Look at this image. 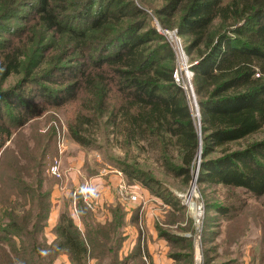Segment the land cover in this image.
Returning a JSON list of instances; mask_svg holds the SVG:
<instances>
[{"label": "trees", "instance_id": "obj_1", "mask_svg": "<svg viewBox=\"0 0 264 264\" xmlns=\"http://www.w3.org/2000/svg\"><path fill=\"white\" fill-rule=\"evenodd\" d=\"M27 1L16 0L8 6L7 0H0V23L13 11L11 15H21L25 23L36 21L41 29L40 38L35 34L27 41L29 36L18 30L2 45L0 73L4 79L21 72L26 73V79L21 89L0 92V101L7 103L4 110L0 104V151L48 108L61 109L72 102L76 111L68 126L74 142L91 146L86 128L101 121L120 129L128 141H151L150 145L160 147L165 155L167 145L173 143L179 149L180 163L173 166L167 158L166 163L177 177L191 180L200 137L186 91L173 78L175 65L161 63L163 58L174 59L172 47L166 44L152 48V41L161 40L155 29L138 32L147 23L145 8L134 0H80L75 11L68 14L57 0H35L25 7L34 10L31 18L30 13L24 17L26 10H21ZM163 1L164 14L167 10L170 17L182 13L177 28L189 40L188 55L197 57L190 60L197 62L192 66V82L202 125L199 184L263 196L264 138L254 137L264 131V0ZM45 43L51 52L37 60L36 49ZM30 85L37 92L25 88ZM51 132L44 135L37 131L36 138L43 143L40 148L38 141V154L34 151L35 156L29 159L33 173H27L18 158L7 161L8 147L0 156V189L6 200L0 202V213L8 220H0V264H53L63 254L72 264H103L106 257L109 264H127L128 254H120L126 240V213L119 206L112 208L110 222L84 232L65 211L54 229L56 240L51 245L41 242V229L51 208L50 191L42 187L45 181L54 184L45 176L56 156H52L56 132ZM21 148L23 158L33 149L26 146V141ZM214 153L217 156H211ZM128 169L123 170L126 176L139 180L152 193L155 188L149 181L159 185L134 166ZM164 201L177 208L175 203ZM33 204L37 205L36 212ZM82 204L79 197V211L83 218H89ZM139 209L134 211L135 224ZM217 211L231 213L237 206L227 204ZM234 218L236 222L228 233L230 241V235L240 236V227L243 229L246 223L242 216L235 214ZM257 218L264 221V217ZM157 227L160 238L172 244L190 242ZM189 247L193 255L191 242ZM135 250L140 254L142 244L138 243ZM255 250L254 255L261 256L264 264V234ZM183 256L170 253L174 261H181ZM145 262L148 264L141 263Z\"/></svg>", "mask_w": 264, "mask_h": 264}, {"label": "rangeland", "instance_id": "obj_2", "mask_svg": "<svg viewBox=\"0 0 264 264\" xmlns=\"http://www.w3.org/2000/svg\"><path fill=\"white\" fill-rule=\"evenodd\" d=\"M7 1L8 6H11L16 0ZM34 1L35 0H29V2L27 1L24 4V8L21 9L26 10L24 17L29 13L31 18L34 16V10L30 11L25 8L28 3ZM78 1L80 0H57L59 6L63 8L62 10H67L68 14H72L75 11V8L77 7L75 4ZM134 1L145 8L144 16L147 21L146 26L138 32H144L147 28L155 29L161 36L160 41H152V43H150L153 45L152 48L168 44L172 48L175 47L177 49L180 47L184 49L186 47V49H188V38L182 36L177 28L182 13L177 12L173 17H170V10H167V14H164L163 10L165 9L166 2L163 0ZM90 8L94 10L95 5ZM12 13L13 11L11 13L9 12L8 18H5V21L0 23V52L3 50L2 45L9 39H12L18 30H20L21 33L25 32V36H29L27 41L34 37L35 34L38 38H40L41 35V29L38 24H35L36 21L25 23L21 19V15H11ZM174 33H176V35ZM88 34L91 33L89 32ZM47 46L48 43L38 46L36 49V51H38L37 60H39L40 57L47 58L45 57L48 56L47 52H51L50 49H46ZM189 55L188 57L192 60L197 59L196 55ZM161 63L172 65V67L175 65L176 67V55H174V59L163 58ZM69 64L73 66L72 64H74V62H70ZM63 66L64 64L61 65V67ZM47 69L48 68L46 67V70ZM25 79L26 73L24 72L9 77L6 80L4 79L3 73H0V92L6 89H21ZM192 80L186 81L185 84H181V87L184 88L188 96L196 130L198 135H200L196 167L194 166L192 170V179L188 182L185 181L186 179L183 176L177 177L170 165L166 163V158L170 159V164L173 166H177L180 163L179 149H176L177 147L173 143L167 145V155H165L162 153L160 147L151 146V141L144 140L138 142V144L133 140L128 141L125 139L124 134L120 129H117L111 124H102L101 121L98 124L86 128L85 135L88 136L91 146L83 147L74 142L68 126L73 111H76V106L72 102H68L61 109L48 108L41 117L35 119L32 123L23 128V134H19L17 137L15 134L13 141L7 142L2 148L0 156L6 147H8L10 153L7 155V161L14 162L18 158L19 163L27 168V173H33L34 167H31L33 164L29 159L35 156L34 151L38 154L36 149L38 147V141L40 148L42 147L41 143H43V140L36 138V136L38 133L49 135L54 129L56 134L53 141L54 149L52 151V156L58 155V146L60 144L61 146H64V166L70 164V158L80 157L86 166H88L93 172L98 173V171L102 169L124 175L126 179L118 185L116 193H119V186L126 185L133 194L138 196V198H140V196L143 197L141 199L142 203L133 202L131 204H138L142 209L144 203L148 202L151 216V227L148 226L144 217L136 224V227L139 230L137 244L141 243L143 250L139 254V252L137 253L135 250L136 247H134L126 256V258L129 257L128 261H126L127 264H143L141 263L142 261H147L148 264L149 262L154 263L152 260L153 255H148L147 250V246L149 245L148 241L151 239V230H155L157 233L156 240H151V243H158L159 240L166 244V253L160 248V250L156 251V255L158 257L162 256L160 260L162 259L161 261L170 262L169 264H263L259 260L261 256L257 257L254 254L257 253V250L255 249L264 234V221L260 222L257 218L264 217V195L255 197L248 194L243 189L200 185L198 182L199 167L203 156L201 139L202 125L200 107L198 104L199 109L197 108L196 97L195 94H193L194 88ZM25 88H27V90L34 88L35 92H37L34 85H30L29 87L26 86ZM0 104H3L1 107L3 106L4 110V105L7 103L0 101ZM96 122L97 121L94 123ZM254 138H264V131L256 135ZM25 141L26 146L33 149L25 155V158H23L20 156L22 153L21 144L25 143ZM199 151L201 153L200 157ZM211 156L217 155L214 153ZM133 166L137 171L148 174L154 180L159 182L158 185L154 181L148 180L149 184L155 188L153 193L151 192L152 190L144 186L139 180L132 181L126 176L123 170L129 171L128 168ZM80 168L83 169L84 166ZM61 174V178H64V174L62 172ZM34 176L35 175L30 176V178L27 177V181H31ZM136 186L143 188L147 192L149 198L148 201L144 195L136 192L137 190L134 188ZM83 191L86 193L85 200H88L87 196L90 194L93 201L94 190L90 187H86ZM3 194L5 193L0 189V202H6L5 198H3ZM157 194H161L165 199L175 203L177 208L172 209L171 206L165 205V199L158 197ZM117 197L122 202L120 197ZM191 202L195 206V212L191 209ZM125 203L127 204L128 202ZM227 204H236L237 211L231 213H221L217 211L218 207H225ZM215 205H217V207ZM235 214L237 217H244L246 223L242 225L244 227L243 229L240 227V230H242L240 236L236 234V236L232 237V235H230V241L228 233L232 232L233 225L236 222V219L234 218ZM1 215L2 214H0V217ZM255 218L257 220H255ZM157 226L161 229L167 230L172 237L188 238L192 243L193 255L190 253V242L172 244L170 241L160 238ZM148 227L151 229H148ZM171 252H180L184 256L181 261H174L170 257ZM191 255L192 257H190ZM140 259L142 261H140ZM156 262L158 263V261ZM103 264H109V258L106 257Z\"/></svg>", "mask_w": 264, "mask_h": 264}, {"label": "crops", "instance_id": "obj_3", "mask_svg": "<svg viewBox=\"0 0 264 264\" xmlns=\"http://www.w3.org/2000/svg\"><path fill=\"white\" fill-rule=\"evenodd\" d=\"M65 149L61 144L58 146V155L54 158L52 165L55 164V161H59V166L61 172L64 174V178H58L54 176L50 168L45 173L46 180L54 181V184H49L45 181L43 183L42 190L50 191V200L51 208L48 213V216L45 219L44 225L41 229L40 240L46 245H51L56 240L55 227L59 222L61 214L65 211H68L71 216H73L74 222L79 230L84 232L88 227H93L96 224H105L110 222L113 218L112 208L119 206L126 214L125 216V225H124V235L125 242L120 250L121 255H127L132 251L137 245L139 230L136 227L135 222L133 221L134 211L139 209V205L131 203H123L118 199V193H116L118 185L125 181L126 177L122 174H117L109 170H100L98 173L93 172L86 166L84 161L80 157L70 158V164L64 166L63 155ZM88 163V162H87ZM85 164V165H84ZM84 166L83 169L80 167ZM86 187H90L94 190L93 204L95 209H90L85 200L86 193L83 191ZM137 193L144 195L148 201L147 192L139 187H134ZM81 197L83 200V208L87 210L90 216L83 218L82 211H79L78 198ZM150 201V200H149ZM31 208V204L29 206ZM149 207V208H148ZM152 207V206H151ZM33 211L36 212L37 205H32ZM2 211V210H1ZM1 214V213H0ZM35 214V213H34ZM145 218L148 226L150 225V206L148 202H145L142 206V209H139V220ZM35 219L31 218L33 221ZM0 220L7 222L6 218H3L1 215ZM2 222V221H1ZM148 229H151L149 228ZM156 231L151 230V239H149L147 246L148 255H153V261L156 264H167L168 262L161 261L162 256H157L156 251L163 249L166 253V244L163 241L158 243H151V240H156ZM162 242V243H161ZM158 257V258H157ZM170 260V259H169ZM158 261V263L156 262ZM171 261V260H170ZM170 263V262H169ZM168 263V264H169ZM53 264H72L66 254L61 255L57 261ZM90 264H95L93 261Z\"/></svg>", "mask_w": 264, "mask_h": 264}, {"label": "built area", "instance_id": "obj_4", "mask_svg": "<svg viewBox=\"0 0 264 264\" xmlns=\"http://www.w3.org/2000/svg\"><path fill=\"white\" fill-rule=\"evenodd\" d=\"M176 35V33H174ZM174 51V55H176V67L173 73V78L175 82L181 86V84H185L186 81H191L194 72L192 70V66L195 62H192L190 60V57H188L187 49L186 47L180 48L178 47L177 49L174 47L172 48ZM190 83V82H189ZM195 92H193L194 94ZM51 173L58 177L61 178L62 174L60 172V166H59V161H55V164L50 168ZM118 196L122 200V202H128V203H142L141 199L143 197L140 196L138 198L137 195L133 194L132 191L126 186V185H121L119 186V193ZM88 200H86L87 205L90 209H95L94 204L92 203V198L91 195L89 194Z\"/></svg>", "mask_w": 264, "mask_h": 264}, {"label": "bare ground", "instance_id": "obj_5", "mask_svg": "<svg viewBox=\"0 0 264 264\" xmlns=\"http://www.w3.org/2000/svg\"><path fill=\"white\" fill-rule=\"evenodd\" d=\"M190 206H191V209L193 210V212H195L196 210H195V206H194V204L191 202L190 203Z\"/></svg>", "mask_w": 264, "mask_h": 264}, {"label": "water", "instance_id": "obj_6", "mask_svg": "<svg viewBox=\"0 0 264 264\" xmlns=\"http://www.w3.org/2000/svg\"><path fill=\"white\" fill-rule=\"evenodd\" d=\"M195 64H197V62L196 63H194L193 65H195ZM195 94V93H194ZM195 97H196V95H195ZM196 105H197V108H198V103H197V101H196ZM199 109V108H198ZM199 137H200V135H199ZM200 151H199V157H200Z\"/></svg>", "mask_w": 264, "mask_h": 264}]
</instances>
